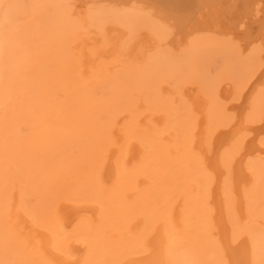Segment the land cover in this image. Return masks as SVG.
I'll return each mask as SVG.
<instances>
[{"label": "bare ground", "instance_id": "1", "mask_svg": "<svg viewBox=\"0 0 264 264\" xmlns=\"http://www.w3.org/2000/svg\"><path fill=\"white\" fill-rule=\"evenodd\" d=\"M66 1L68 8L64 9L66 11L64 12V14L63 13L62 14L64 16H67L68 22L73 25L78 24L81 27H83L82 24L84 25L86 23L85 25H87L88 22L87 18H89L87 17V15L89 14L90 16L94 17L93 14L99 13L100 9H107V11L110 10L112 14L118 15L119 17L122 15L125 16L138 15L139 17L142 18L144 17V19L149 17L153 21V24L155 22L157 25H159L163 33L170 34L168 46H169V50L172 52L179 51V49L188 47L189 49H191L190 53L197 57L202 52L209 53V51L212 48L216 47L221 40H226L228 41L229 44H231L230 47L233 46L235 48V52L239 53L240 55L250 54L252 50L256 51L258 55L260 52H262L261 55H259L261 61L259 63L258 68L256 69V71L253 72V74L251 75L245 86L244 87L242 86V88H239L237 91H235L236 92L235 98L233 97L235 99L234 103H230V104L226 103L230 98L229 96H231V91H228L222 86H221V90H217L218 92L216 91L217 92L216 96H213L212 94L213 88H211L209 93L206 94V97H201L195 88L186 89L185 87L184 91L182 92L179 91V98L175 102L172 111H167V108L165 107V103H166L165 102L166 97L164 96L165 94L164 95L161 94L158 100L159 101L158 106L156 107L157 109L155 110L156 113L153 114L152 116L153 119L151 117L153 122L152 128L154 129H151L150 135L148 134L147 136L144 137V139H142L143 137L140 134L141 139L144 140L140 144L138 143L131 144L129 140L130 144L128 146H125L123 144L126 149L122 145L123 149L125 150L124 151L125 154L123 160L121 159L122 160L121 164H116V165L113 164V158L116 155L114 149L111 150V146L109 148L110 151H108L105 156L103 157L100 156V158L94 157L93 160L91 161L92 172L91 171L90 172L97 176L100 189H106L115 182L116 184H118L117 187L119 189L120 188L123 189L125 185L130 184L132 182L131 180H134V178L136 179V176H138V174L140 175V177L143 176V178L144 177L148 178V176L150 177V175L155 177L157 170L159 173L164 171V173L167 175V176L165 175L167 180L169 178L174 180L172 175H174L175 172L182 173L181 184L178 185L179 189L177 193H175V195H173L172 192L171 193L172 195L168 198L167 195H170V192L169 191L166 192L165 190H163L166 193L163 194L164 198L158 201L157 202L158 204H152L151 200H150L151 202H148V200L151 197L146 198L147 195L150 196L151 193L154 194V190H150L149 188H148L149 191L147 190L148 194L144 195L142 190V194L144 195V197L140 193L142 198H140L138 201L132 200L133 202H131L130 199L126 200L127 197L126 199L124 198L119 200L118 199L102 200L100 198L99 199L97 198L98 195L96 197L95 194H93V196L96 197L93 198L88 196L87 195L88 193L83 189V191L86 192L87 194L86 193L84 194L83 191L78 193L75 192L76 194L74 193L72 198L62 199L63 198L62 197L61 199L56 200L54 203H51L50 205H46L45 203H41L42 204L41 205L40 203H38V201H34L31 198V196L30 198H27L24 196V194L22 195L21 193H15L13 196H11V200L5 201L4 199H0V264H8L9 256L15 257L16 259L15 264H21V261L24 258L26 260V262L24 261L25 264H31V262H34L36 260L38 261V264H264V140H263L264 105L257 103L251 104V99L255 94V92L257 91L256 89L258 88V86L264 85V0H66ZM59 5H61L59 0H0V42H5L7 40H10L7 38L9 32L7 28L12 26V23H14L15 21L14 14L16 15V13H20L28 17H32V14H34L33 18L35 19V21H37L39 13L43 14V12H46L47 14H49L47 9L48 8L50 9V6L53 7V9L57 14L63 12V10L60 9ZM89 12H91V14ZM46 16L48 15H45V17ZM53 20L57 21L58 18L55 17V19ZM66 22L67 21H65V25L67 24ZM62 24L63 23H61L60 26ZM90 26L92 27V23L90 24ZM121 28H123V26ZM79 29L82 30L83 28L82 29L79 28ZM100 29L102 31V28ZM65 31H66V27H65ZM67 32L65 33L67 34ZM94 32L95 31H93V33ZM11 33L12 31L10 30V35L12 37V35L14 34ZM56 33L57 31L55 32V34ZM107 33L109 34V32ZM149 34L146 35L149 36ZM68 35H70L69 32ZM79 35H81V33ZM100 35L101 34H99V36ZM140 35L141 37H143L142 36L143 34ZM81 36H80L81 40L79 41L78 39L79 42L78 46L81 49V51L75 54L78 55L77 57L80 60L78 66L81 71L83 70L84 72H89V71L98 72L101 69H103L104 65H106L105 64L106 60L109 61L108 60L109 58L111 59V57L116 56V54L121 55L123 53L121 52L120 54V50H119L120 48L116 45H113V47L110 49L103 48V50L98 53H96V51L92 52L87 49V46L90 44L88 42V39L90 37L86 40L84 37ZM114 36H116V34L112 35L111 37ZM96 37L94 36L93 38L92 36L94 40H98L95 39ZM98 38L101 39L100 37ZM119 40L121 41V39ZM146 41L148 42V40ZM58 42L60 43V41ZM141 42L135 46L132 53H134L135 50L139 48ZM0 44L1 46L4 45L2 43ZM95 44H98V41L97 42L95 41ZM108 44L109 43H107V45ZM103 45L106 44L103 43ZM109 45L111 47L112 44ZM143 45L140 48L144 49ZM92 46H88V47L90 48ZM22 48H20V50ZM5 49L8 52V48ZM12 49L13 48H11V51ZM154 49L152 50L154 51ZM160 52L161 54L164 53L163 51ZM73 53H75V51ZM6 54L8 55V53ZM9 54L12 55V52ZM124 54L125 53H123L122 56H124ZM7 55L6 58L5 56L2 55L5 61L7 60ZM75 55L74 57H76ZM2 57L0 56V58ZM15 57H17V55H15ZM147 57L149 58V56ZM120 59L122 60L123 57L119 58V60ZM153 59L151 58L150 60ZM10 61L11 60H8L7 62L9 63ZM19 61H21V59ZM157 61L158 59L155 61L158 65ZM22 62H23V58H22ZM0 63L2 64L1 61ZM110 63H108V66H110ZM150 64L151 63H149V65ZM20 65H18L20 66L19 69L21 68L19 71H21L22 68L24 67L23 66L24 62L23 64H21L20 62ZM153 65L154 64L152 63V65L150 66L153 67ZM166 65H170V64L166 63ZM9 66H11L10 63L7 65L6 68L3 67L2 64L0 68L2 67L1 69L3 70L4 69L7 70L8 68L10 70ZM146 67H148V63ZM158 67L160 68L161 66L159 65ZM122 68H124V66ZM159 68H157V70ZM135 70L138 71L140 69L137 68ZM142 70H144V68H142ZM157 70L155 69V72H157ZM251 70L252 69H250V67L247 69V71H251ZM151 72L149 74H151ZM25 73L27 74L29 72H25ZM102 73L104 74L103 70ZM142 73H145V71ZM142 73L141 75H143ZM73 74L75 73L73 72ZM131 74L133 75L130 76L136 75L133 72H131ZM6 75L4 76L5 78ZM189 75L190 73L186 69L182 71L179 77L181 80L184 81L187 80V77ZM99 76L98 78L96 77L95 79H99ZM130 76H129V81L133 82L134 78L133 80H130L131 78ZM145 76L147 75L145 74ZM0 78H2L1 75ZM25 78H23V80ZM27 78L30 79L28 75ZM101 78L102 77H100V79ZM149 78L147 80H149ZM85 79L87 78H84V80ZM197 80L199 81V79ZM161 81L163 82L162 79ZM4 82L6 81L5 80L3 81L2 86L0 84L1 86L0 108L2 110V112H0L1 130H4V127L6 131L9 130L8 127L10 125V122L11 121L13 122V120L17 117L24 122L28 120L27 119L28 114L30 117L33 116V119L34 117L36 119L41 118L42 113H44L49 108L51 109V107L54 106L53 89L50 88L49 85H47V83H43L42 85H39L38 88L36 87L33 88V90L29 89L30 91L28 90V92H20V89L17 88L16 90H14L13 88V91H10L8 88H6ZM101 82L104 81L101 80ZM132 82H130V84H133ZM145 82L147 81L145 80ZM29 83L27 84V87L28 85H30ZM148 84L150 83H147V85ZM115 85H113V87H115ZM83 86H84V81H83ZM119 86L120 85H118V88L116 89H119L120 88ZM89 88L91 89L92 87ZM168 88L169 87L162 88L161 86L163 92L166 91ZM153 89L155 88L153 87ZM158 93L160 94V92ZM76 95L78 96V94ZM70 96H72V94ZM65 100L67 102V98H65ZM13 102L16 104V105L14 104L15 108H13L14 106H12ZM11 106L13 110L10 109ZM180 109L184 113V117H182V119H179V116L177 114V112ZM139 113L141 112L139 111ZM136 115L139 116L138 114ZM166 117L167 118L171 117L170 118L171 120L168 121L169 122L168 125L167 124L166 126L164 125L165 127L162 130V128L160 129L159 126L166 122L167 119ZM131 118L133 119V117ZM38 121L42 123V120H38ZM133 122L134 121H131V125L129 123L130 127L132 126ZM12 125L15 124L13 123ZM17 128H19L18 124H17ZM80 128L83 129L82 127ZM86 128L88 127L85 126V129ZM90 128L91 127H89V130ZM104 128L105 127L103 125L102 129ZM140 128L142 127H139L138 129ZM135 129L134 131H136ZM17 130L12 132H17ZM127 130L129 131L130 129ZM86 132L90 133L88 130H86ZM132 132L130 133V136L134 135V132L133 134ZM137 132L139 131H136L135 135L137 134ZM103 134L101 133L98 135H103ZM145 134L146 133H144V135ZM135 137L137 138V136ZM116 138L114 142L116 141ZM0 139L2 140L3 136ZM78 139L79 137L77 136V140ZM11 141L12 140H9V142ZM63 141L65 143V140ZM30 142L32 141H29V143ZM111 142H113V140H110V143ZM126 142L127 140L125 141V143ZM91 144L92 143H90L89 145ZM116 145L118 144L116 143ZM70 147L68 148L69 150ZM53 149H55V147ZM20 152L21 150L18 153ZM53 152H55V150ZM104 153H106V151ZM63 156L64 155L60 153L59 161L63 159ZM142 157L143 159H141ZM140 159L143 160V164L140 167V169L139 168L133 169L134 165L132 166V164H134L135 162H136L135 164H137V162H139ZM55 161L57 160L55 159ZM56 164L58 163H55L54 161H49V162L44 160L42 161L41 159L28 160L26 162L27 168H34V169L37 167L38 168L40 167V169L47 168L50 175L51 174L53 175L55 172H57V170L59 172L62 170V167L56 168ZM131 166H132L131 169H133V171H135L136 174L132 173L130 169ZM69 170H67V174ZM62 173L60 172V174ZM71 173L73 174L72 171ZM60 174L58 175L59 178H61L60 176H62ZM96 176H94L95 179ZM28 178L30 177L27 176V179ZM56 179L58 178L56 177ZM61 182L63 183V181ZM51 183H53V181ZM55 183L56 181L53 184L55 185ZM78 183L79 181H77L76 184ZM67 184H68V179H67ZM67 184L66 186H68ZM145 184H147V182ZM57 185L55 187H57ZM158 185L160 184L158 183ZM149 186L151 185L149 184ZM117 187L116 189H118ZM127 187L130 186L127 185ZM86 188L88 187L86 186ZM110 188L113 190L114 187H110ZM138 188L139 187H137L139 193L140 188L139 189ZM48 189L50 193V188ZM77 189L78 188H76V191ZM93 189L95 190V188ZM68 190L69 189H67V191ZM85 190L88 191L89 189H85ZM120 190L117 191L120 192ZM14 192L16 191L14 190ZM54 192H53V196H56L55 194H57L58 192L55 194ZM113 192L111 194H113ZM124 192H128V191H124ZM49 193H45V194L48 195ZM117 193L115 192L114 194ZM121 193H119V195ZM62 194L63 193H60V195L58 196L65 197V195ZM98 194L100 193L98 192ZM125 194L127 195V193ZM137 194L136 196H138ZM47 195L45 196L47 197ZM115 196L117 197V195H114L113 197ZM121 196H123V194ZM101 197L103 198L105 196H101ZM106 198H108V196H106ZM155 206L157 207L155 208ZM142 223L145 224V228L140 234H137L136 230L137 228H140L139 226L142 225Z\"/></svg>", "mask_w": 264, "mask_h": 264}, {"label": "rangeland", "instance_id": "2", "mask_svg": "<svg viewBox=\"0 0 264 264\" xmlns=\"http://www.w3.org/2000/svg\"><path fill=\"white\" fill-rule=\"evenodd\" d=\"M59 2L61 4V5H59V7L61 10H63V12H60L57 14L55 12V10L53 9V7L50 6V9L49 8L47 9V11L49 12L50 15L47 14L46 12H43V14L39 13L37 21H35V19L33 18L34 14H32V13H31L32 17L24 16L20 13H16V15L14 14L15 21H14V23H12V26H10L11 28L10 27L7 28V30H9V32L7 31L8 32L7 38L10 40L6 39L7 41L0 42V43L4 44L2 46L0 44V49H1L0 50V56L2 57V55H3L6 58V55H7L6 53H8L7 60L5 61L4 58L2 57V58H0V61L2 62L3 67H5V68L7 67V65L9 63L11 64V66H9L10 70L7 68L8 73H7V70L4 69L5 70L4 71L3 69H1L2 67L0 68V75L2 77V78H0L1 79V81H0L1 86L3 85V81L5 80L6 81V82H4L5 86L10 91H13V88H14V90H16V88H17V89H20V92H28L29 89L33 90V88H35V87L38 88L39 85H42L43 83H47V85H49V87L53 89V96H54V104H53L54 106L51 107L52 110L50 108L47 109L44 113L41 114V118L36 119L34 117V119H33V116L30 117L28 114V118H27L28 120L25 122L20 120L18 117L15 118L13 120V122L11 121L10 125H12L13 123L15 125H12V126L9 125L10 128L8 127L9 130H7V131L5 130V127H4V130H1V126H0V138H2V136H3V139L2 140L0 139V141L2 142V145L0 142V147H1V149H0V190H1L0 191V199H4L5 201H8V200H11V196H13L15 193H21L22 195L24 194V196L27 198H30V196H31V198L34 201H38V203H40V204L45 203L46 205H50L51 203H54L56 200L61 199L62 197H63L62 199L72 198L75 192L76 193L82 192L84 189V191H86L88 194L84 191H83V193L84 194L86 193L88 196L93 197V198H96L97 195H98L97 198L98 199L100 198L102 200H109V199L110 200L111 199H118L119 200V199H124V198L126 199V197H127L126 200L130 199V201L133 202L134 200L138 201L140 198H142L141 195L148 194V191L150 189V190H154V194L149 193L150 196L147 195L146 198H150V197L152 198V199L150 198L148 200V202L152 201L151 202L152 204H158L157 202L164 198L163 194L165 193V191L170 192V195H167L168 198L172 194L175 195V193H177V191L179 189L178 185L181 184L182 173L175 172L174 175H172L174 180H172L170 178L167 180L166 179L167 175L164 173V171L159 173L157 170L156 176L154 175L155 177L150 175V177L148 176V178H145V177L143 178V176L140 177V175L138 174L139 177L136 176V179L134 178V180H131L132 184L130 182H129L130 184H127L130 187H127V185H125L123 187V189L120 188L121 189L120 190L117 187L118 184H116V182H115V183L111 184L112 186L110 185L106 189H100L97 176L94 175L93 173H91L92 172L91 161L93 160L94 157L100 158V156L101 157L105 156L107 154V152L110 151L109 148L111 146V150L114 149L115 155H116L113 158V164L114 165L121 164L123 157H124V154H125V152H124L125 150L123 149V146L124 145L128 146L130 144V142H131V144H137V143L140 144L142 141H144L142 139H144L145 136H147L148 134L150 135V130L154 129V128H152V123H153L152 122V119H153L152 116L154 113H156L155 110L157 109L156 107L158 106V102H159L158 100H159L161 94H163V95L165 94L164 95L166 97L165 107L167 108V111H172V109L175 105V102L179 98V91L180 92L184 91L185 87H186V89H190V88L194 89L195 88L201 97H206V94L209 93L211 88H213L212 89L213 90L212 91L213 96H216L217 92H218L217 90H221V86H222L223 88L227 89L228 91H231V96H229L230 98L226 103H229V104L234 103L235 102L234 98H235V93H236L235 91H237L239 88H242V86L244 87L245 84L248 82L249 78L251 77V75L253 74V72L256 71V69L258 68L259 63L261 61L259 55H261L262 52H260L258 55L256 51L252 50L250 52L251 55L250 54L240 55L239 53L235 52V48L233 46L230 47L231 44H229L228 41H226V40H221L216 47L212 48L209 51V53L208 52H202L197 57L190 53L191 49H189L188 47L179 49V51L172 52L169 50V46H168L170 34L169 33H163L161 28L159 27V25H157L155 22L153 24V21L149 17L144 19V17L142 18V17H139L138 15H131V16L122 15V16H120L121 17L120 18L118 15L112 14V12H110V10L107 11V9H100L99 13L93 14L94 17H92L88 14L87 17H89V18H87L88 22L86 21L87 25H85L86 24L85 23L84 25L82 24L83 27H81L78 24H75V25L70 24L67 20V16L63 15L64 12L66 11L64 9L68 8L67 7V1L66 0H59ZM89 13L91 14V12H89ZM61 14H62V17H61ZM45 15H48L51 19L48 16L45 17ZM101 16H103V17H101ZM111 16L114 18H112ZM55 17L58 18V20L60 19L59 21H61V20H63V21H61V22H59L58 20L54 21L53 19H55ZM95 17L96 18L99 17V18H97V20H96ZM123 18H124V20H123ZM92 19H94L95 21ZM99 19H100V21H99ZM112 19H114V20H112ZM65 21H67L66 25H65ZM136 21H138V22H136ZM140 21H142V22H140ZM54 22L55 23L57 22L56 24L58 25V27ZM97 22L99 23V25ZM6 23H8V22H6ZM61 23H63L62 24L63 26L62 25L60 26ZM91 23H92L93 28L90 26ZM106 24H108L109 26ZM119 26H120V28H119ZM122 26H123V28H121ZM65 27H66V31H65ZM115 27H117V28H115ZM79 28H81V29L83 28L84 30L83 29L80 30ZM100 28H102V31ZM10 30L12 31L11 34H14V35H12L13 38L10 35ZM56 31L58 34L57 33L55 34ZM67 31L70 33V35H68ZM93 31H95L96 33L95 32L93 33ZM65 32H67V34ZM107 32H109V34ZM145 32H146V34L150 33L149 36H152V37H149L148 35H146ZM80 33L82 36L79 35ZM138 33L143 34L142 35L143 37H141V35ZM99 34H101V35L99 36ZM115 34H116V36L111 37L112 35H115ZM65 36H66V39H65ZM80 36L84 37L86 40L89 37L92 38V36H93V38H94V36L95 37L97 36L95 39H98V40H94L93 38L88 39V42L90 43L88 46L93 45L90 48L93 49L94 51L91 50L88 46H87V49L92 51V52L96 51V53H98V52L102 51L103 48L104 49H110L113 47V45H116L120 48L119 49L120 54H121V52H123L125 54H124V56H122L123 53L121 55L116 54V56L111 57V59L109 58L108 59L109 61H107V60L105 61L106 65H104L103 69H101L98 72H96V71L84 72L83 70L81 71L79 69V66H78L80 60L77 57L78 55H75L81 51V49L78 46V43H79L78 39H79V41L81 40ZM106 36H107V38H106ZM75 37H77V38H75ZM98 37H100L101 39H99ZM130 37H132V38H130ZM137 37L139 40L137 39ZM124 38H125V40H124ZM143 38L148 40V42ZM119 39H121V41ZM57 40L60 41V43ZM90 40H91V42H90ZM95 41L96 42L98 41V44H95ZM118 41H120V42H118ZM131 41H132V43H131ZM71 42H72V44H71ZM133 42H136V43H133ZM140 42H141V45L139 46V48L142 47L143 44H145V45H143L144 49L137 48L136 49L137 51L135 50L136 53L134 52L136 54L135 55L134 53H132V51L135 48V46ZM100 43H101V45H103V43H105L106 45H107V43L112 44V45H111V47L109 44L107 46L103 45L104 46L103 47L100 45ZM123 43H125V44H123ZM61 44H62V46H61ZM131 45H133V46H131ZM4 46H5V48H8V52L4 48ZM125 46H126L128 52L126 51ZM22 47H24V48H22ZM76 47H77V50H76ZM11 48H13L12 51H11ZM18 48H19V50H18ZM20 48H22V49L20 50ZM152 49H154V51ZM2 51H3V53H2ZM21 51H22V53H21ZM74 51H75V53H73ZM160 51H163L164 53L161 54ZM11 52H12V55L9 54ZM159 52H160L161 56L159 55ZM72 54H74L76 57H74V55H72ZM156 54H158V55H156ZM15 55H17V57H15ZM150 55H151V57H150ZM19 56H21L23 58V62H24V65H23L24 67L22 68L21 71H19L21 69V68L19 69V67L22 66V65H20V62H21V64H23V62H22V58ZM147 56H149L150 59L151 58L152 59L155 58V59L150 60ZM122 57H123V59L119 60V58H122ZM12 58H13V60H12ZM117 58L119 61L117 60ZM247 58H248V60H247ZM18 59L19 60L21 59V61H19ZM157 59H158V61H157L158 65L155 62ZM8 60H11V61L8 63L7 62ZM132 60H134V61H132ZM168 60H170V61H168ZM4 62H5V64H4ZM107 62L108 63L111 62L110 66H108ZM164 62H166L170 65H166V63H164ZM233 62H235L236 64ZM147 63H148V67H150L151 69L146 67ZM149 63H151L150 65H152V63H153L154 64L153 67L150 66ZM2 64L0 63V66H2ZM18 65H20V66H18ZM130 65H132V66H130ZM133 65H134V68H133ZM159 65L161 66L160 68L158 67ZM123 66H124V68H122ZM155 66H157V67H155ZM33 67H35V68H33ZM36 67H38V68H36ZM140 67L144 68V70H142V68H140ZM249 67H250V69H252L251 71H247V69ZM106 68H108V69H106ZM117 68H118V71H117ZM137 68H139L140 70L136 71L135 69H137ZM157 68H159V69L157 70ZM170 68H171V70H170ZM31 69H33V70H31ZM149 69H150V71H149ZM155 69L157 70V72H155ZM161 69H162V71H161ZM186 69L189 71L190 75L187 77V80H184L186 82L185 83L183 80L180 79L179 76L182 73V71L186 70ZM224 69H226V70H224ZM25 70H27V71H25ZM102 70H103L104 74L102 73ZM125 70L128 73V75L125 72ZM146 70H147V72H146ZM151 70H152V72H151ZM34 71H35V73H34ZM139 71H142V72L145 71V73H142ZM22 72H24V73L29 72V73L24 74ZM73 72L75 74H73ZM131 72H133L136 75L130 76V75H133V74H131ZM150 72H151V74H149ZM165 72H168V73H165ZM137 73H138V75H137ZM141 73L144 76H145V74L147 76L144 77L143 75H141ZM156 73H157V75H156ZM23 74L26 76V78ZM191 74H193V75H191ZM5 75H6V78L4 77ZM20 75H21V77H20ZM27 75L29 76V78L31 80L27 78ZM32 75H34V76H32ZM110 75L112 76V78ZM117 75H118V77H117ZM36 76H37V78H36ZM98 76H99V79H95L96 77L98 78ZM129 76L132 78V79L130 78V80H133V78H134L133 82L129 81ZM155 76H158V77H155ZM167 76H168V78H167ZM100 77H102V78L100 79ZM122 77H123V79H122ZM138 77H140L141 79ZM23 78H25V79L23 80ZM84 78H87V79L84 80ZM91 78H93L94 80ZM117 78H119V79H117ZM148 78H149V80H147ZM81 79H82V81H81ZM136 79H137V81H136ZM144 79L147 82H145ZM161 79L163 80V82L161 81ZM197 79H199V81ZM98 80H99V82H98ZM101 80L104 82H101ZM110 80H112V81H110ZM114 80H116V81H114ZM192 80H193V83H192ZM25 81L31 82V83H29V82L28 83L30 85L32 84L31 85L32 87L30 85H28V87H27L28 83ZM83 81H84V86H86V87L83 86ZM85 82H86V85H85ZM108 82H111V83H108ZM130 82H132L133 84H130ZM136 82H138V83H136ZM88 83L89 84L91 83V84L89 85ZM118 83H120V84H118ZM141 83H143V84H141ZM147 83H150V84L152 83V84L147 85ZM16 84H18V85H16ZM110 84H112V85H110ZM158 84H159V86H158ZM160 84H162V85H160ZM113 85H115V87H113ZM118 85H120L119 86L120 88L116 89V88H118ZM179 85H181V86H179ZM238 85H240V86H238ZM1 86H0V88H1ZM10 86H11V88H10ZM126 86H127V89H126ZM161 86H162V88H167V87H169V88L163 92L161 89ZM229 86H231V87H229ZM89 87H92V88L90 89ZM153 87L155 89H153ZM214 87H215V89H214ZM82 89H83V91H82ZM87 89L88 90L90 89V90L88 91ZM105 89H107V90H105ZM168 90H170V91H168ZM256 90L257 91L255 92V94L253 95V97L251 99V104L257 103V104L264 105V85L258 86V88ZM0 91H1V89H0ZM84 91H86L87 93ZM154 91H156V92H154ZM158 92H160V94ZM0 94H1V92H0ZM71 94H72V96H70ZM76 94H78V96ZM170 95H172V96H170ZM65 98H67V102H66ZM64 102H66V103H64ZM14 104L15 103L13 102L12 106H14ZM89 105H91V106H89ZM12 106L10 107L11 110H13ZM145 106H146V108H145ZM13 108H15V106ZM150 108H151V110H150ZM96 110H98V111H96ZM86 111H87V113H86ZM94 111H96V112H94ZM127 111H128V113H127ZM139 111L141 113H139ZM0 112H2L1 108H0ZM14 112H15V110H14ZM53 114H54V116H53ZM96 114H97V116H96ZM136 114H138L139 116H137ZM177 114L179 116V119H182V117H184V113L181 111V109L177 112ZM131 117H133V119ZM151 117H152V119H151ZM170 118L171 117L167 118L166 119L167 123L165 122V123L161 124L159 126V128L160 129L162 128V130H163L164 127L166 126V124L167 125L169 124L168 121L171 120ZM38 120H42V123H40ZM131 121H134V122L132 123V126L130 127ZM96 122H97V124H96ZM105 122H106V124H105ZM129 123H130V125H129ZM17 124H18L19 128H17ZM103 125L105 127L104 128L105 130L102 129ZM124 125H125V127H124ZM127 125H129V126H127ZM85 126L88 128L85 129ZM80 127H82L83 129H81ZM89 127H91L90 130H89ZM134 127L137 129H135ZM139 127H142V128H140L141 131H140V129H138ZM143 127H145V128H143ZM26 128H27V130H26ZM116 128H118V129H116ZM133 128L136 131H139V132H137L136 135H135L136 131H134ZM115 129H116V131H115ZM127 129H130L129 130L130 132ZM15 130H17V132H12ZM86 130H88L90 133L86 132ZM91 130H92V132H91ZM102 130H103V132H102ZM132 131L134 132V135L130 136V133ZM83 132H84V134H83ZM133 132H132V134H133ZM3 133H5V134H3ZM101 133L102 134L104 133L103 134L104 136L98 135ZM144 133H146V134L144 135ZM126 134H129V135H126ZM140 134L143 137L142 139L140 137ZM5 135H6V137H5ZM21 135H23V136H21ZM38 135H39V138H38ZM114 135H115V137H114ZM77 136L79 137L78 140H77ZM90 136H91V138H90ZM96 136H98V137H96ZM127 136L129 137V139ZM135 136H137V138L138 139L140 138V139L138 140ZM43 137L46 139H44ZM95 138H97V139H95ZM115 138H116L117 142L116 141L114 142ZM50 139H51V141H50ZM9 140H12V141L9 142ZM52 140H54V141H52ZM63 140H65V143ZM83 140H85V141H83ZM110 140H113V142L110 143ZM126 140H127V142L125 143ZM129 140H130V142H129ZM263 140H264V138H263ZM29 141H32V142L29 143ZM137 141H139V142H137ZM26 142H27V145H26ZM7 143H9V144H7ZM19 143H20V145H19ZM28 143H29V145H28ZM88 143L89 144L92 143V144L89 145ZM116 143L118 145H116ZM31 145L33 148L31 147ZM52 145H53V147H52ZM28 146L32 149H30ZM112 146H113V148H112ZM125 146H124V148H125ZM54 147H55V149H53ZM69 147H70V150L68 149ZM26 148H28V149H26ZM20 150H21V152L18 153ZM25 150H26V153H25ZM43 150H44V152H43ZM54 150H55V152H53ZM67 150H69V151H67ZM102 151H104V152L106 151V153H104ZM37 152L39 153V155ZM71 152L72 153L74 152L73 155ZM90 152H91V154H90ZM57 153H59V154H57ZM60 153H62L64 155L63 159H61V161H59L60 160ZM103 153H104V155H103ZM51 155H53V156H51ZM64 157H65V159H64ZM34 159H39V160L41 159L42 161L44 160L47 162L54 161L55 163H58V164H56V168L62 167V170L60 172L62 173V171H63V173L60 174V172L57 170V172H55L53 175L52 174L50 175L47 168H41V169H40V167L39 168L37 167L35 169L34 168H27L26 162L28 160H34ZM55 159L57 161H55ZM141 159H143V157ZM141 159L139 160V162H137V164H135L136 162L134 164H132V166L134 165L133 169L134 168L140 169V167L143 164V160H141ZM140 162H142V163H140ZM86 164H88V165H86ZM68 166H69V168H68ZM132 166L130 167V169L132 168ZM33 167H35V166H33ZM46 167H48V166H46ZM7 168H8V170H7ZM133 169H131V171H132V173H135V171H133ZM67 170H69L68 174H67ZM71 171L73 172V174L71 173ZM79 171L81 173L82 172L83 173L81 174ZM85 172H86V174H85ZM59 174L62 175V176H60L61 178L63 177L62 179L59 178V176H58ZM67 175H69V176H67ZM92 175H93V177L96 176V179H95V177L93 178ZM18 176H20V177L23 176L26 179H24L23 177L20 178ZM27 176L30 177V178H28L29 180L27 179ZM56 177L58 179H56ZM66 178L68 179V184H67ZM52 179H54V180H52ZM146 179H148V180H146ZM149 179H152V180H149ZM16 180H17V183H16ZM51 180L53 181V183L56 181L55 185L53 183H51L52 182ZM86 180H87V182H86ZM144 180L147 182V184H145L146 182ZM49 181H51V182H49ZM61 181H63V183ZM77 181H79L78 184H76ZM140 181H141V183H140ZM155 181H156V183H155ZM64 182L68 186H66V184ZM133 182L134 183L136 182L135 185ZM3 183H5V184H3ZM152 183L154 186L152 185ZM158 183L160 185H158ZM149 184L151 186H149ZM56 185H57V187H55ZM26 186H27V188H26ZM86 186L88 188H86ZM32 187H33V189H32ZM110 187H114L113 190ZM116 187L118 189H116ZM137 187L140 188L141 192L139 190V193H138ZM48 188H50L51 195L48 191L49 190ZM76 188H78L77 191H76ZM79 188H80V190H79ZM93 188H95V190ZM144 188H145V190H144ZM67 189H69V190L67 191ZM85 189H89V190L87 191ZM109 189H110V191H109ZM14 190L16 192H14ZM51 190H53V191H51ZM63 190H64V192H63ZM70 190H71V193H70ZM111 190H112V192L114 191L113 194H111L112 193ZM117 190L118 191L120 190V192H118ZM142 190H143V194H142ZM163 190H165V191H163ZM124 191H128L131 193L124 192ZM53 192H54V194L57 192L58 193L55 194L56 196H53ZM98 192L100 194H98ZM115 192L116 193L118 192V193L114 194ZM7 193H8V196H7ZM45 193H49V194L47 195ZM60 193H63L62 195H65V197L64 196H58V195H60ZM119 193H121V194L119 195ZM125 193H127V195ZM135 193L136 194L138 193L137 194L138 196H136ZM140 193H141V195H140ZM93 194H95L96 197L93 196ZM122 194H123V196H121ZM158 194H160V195L162 194V195L160 196ZM45 195H47V197ZM114 195H117V197L116 196L113 197ZM124 195H126V196H124ZM144 195H143V197H144ZM101 196H105V197L102 198ZM106 196H108V198H106ZM130 196H131V198H130ZM153 196H154V199H153ZM35 198H37L38 200ZM157 206H155V208ZM138 217H140V216H138ZM139 227L140 228H137V230H136L137 234H140L143 231V229L145 228V224L142 223V225H140ZM24 261L26 262L25 258L22 259L21 264H25ZM15 263H16L15 257L9 256L8 264H15ZM31 264H38V261L36 260L34 262H31Z\"/></svg>", "mask_w": 264, "mask_h": 264}]
</instances>
